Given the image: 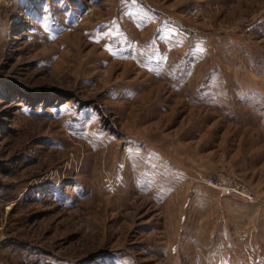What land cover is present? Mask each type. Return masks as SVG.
I'll use <instances>...</instances> for the list:
<instances>
[{
	"label": "rangeland",
	"instance_id": "rangeland-1",
	"mask_svg": "<svg viewBox=\"0 0 264 264\" xmlns=\"http://www.w3.org/2000/svg\"><path fill=\"white\" fill-rule=\"evenodd\" d=\"M0 264H264V0H0Z\"/></svg>",
	"mask_w": 264,
	"mask_h": 264
},
{
	"label": "crops",
	"instance_id": "crops-1",
	"mask_svg": "<svg viewBox=\"0 0 264 264\" xmlns=\"http://www.w3.org/2000/svg\"><path fill=\"white\" fill-rule=\"evenodd\" d=\"M178 194V193H177ZM176 195V193L174 194ZM197 195L198 196H201V198H204V199H199V204H200V207L198 208L199 210H202V211H208V213H205V214H202V212L200 213V217H197L198 220V224L202 225L204 224L203 223V216L205 217H210V214H209V211L210 209H212L214 207V204H215V201L216 199L213 198V196H216L213 192L208 195L206 193H204L203 191H199L197 192ZM173 196V195H172ZM171 196V199H173L174 197ZM191 196L194 197L195 196V193H191ZM229 201H233V209H234V215H232L233 217H236L234 218V220H231L232 223H229L228 221H226L224 218H225V214L224 213H220L219 215H217L218 217H214V216H211L210 219H207V221H211L210 224H212V226L215 228L216 226L222 224L225 225V223H229L228 225H230L232 227L233 226H237V225H242L243 223H245V220L248 219L250 221V218L252 217V215H254L256 213V211H253L254 210V207L250 204H248V202L245 204L244 202L241 203L238 199V197H232V198H227ZM204 200H206V202H204ZM242 200V199H241ZM244 201V200H243ZM246 202V201H245ZM210 208V209H209ZM186 221V220H185ZM251 222V221H250ZM246 225V223H245ZM227 226V225H226ZM212 227V232L214 230V228ZM202 230H203V227H202ZM197 231H201V228L198 229Z\"/></svg>",
	"mask_w": 264,
	"mask_h": 264
},
{
	"label": "built area",
	"instance_id": "built-area-1",
	"mask_svg": "<svg viewBox=\"0 0 264 264\" xmlns=\"http://www.w3.org/2000/svg\"><path fill=\"white\" fill-rule=\"evenodd\" d=\"M210 186L220 190L224 195L241 198L249 203L256 201L252 188L241 179L225 172L209 175L205 178Z\"/></svg>",
	"mask_w": 264,
	"mask_h": 264
}]
</instances>
